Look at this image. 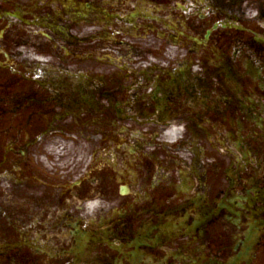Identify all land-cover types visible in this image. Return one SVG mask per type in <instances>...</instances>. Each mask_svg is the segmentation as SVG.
I'll use <instances>...</instances> for the list:
<instances>
[{
    "label": "flooded vegetation",
    "instance_id": "1",
    "mask_svg": "<svg viewBox=\"0 0 264 264\" xmlns=\"http://www.w3.org/2000/svg\"><path fill=\"white\" fill-rule=\"evenodd\" d=\"M0 264H264V0H0Z\"/></svg>",
    "mask_w": 264,
    "mask_h": 264
},
{
    "label": "rangeland",
    "instance_id": "2",
    "mask_svg": "<svg viewBox=\"0 0 264 264\" xmlns=\"http://www.w3.org/2000/svg\"><path fill=\"white\" fill-rule=\"evenodd\" d=\"M101 59H103V57H101Z\"/></svg>",
    "mask_w": 264,
    "mask_h": 264
}]
</instances>
